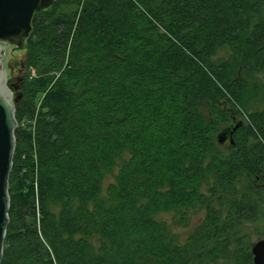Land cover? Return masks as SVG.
<instances>
[{
	"label": "trees",
	"instance_id": "16d2710c",
	"mask_svg": "<svg viewBox=\"0 0 264 264\" xmlns=\"http://www.w3.org/2000/svg\"><path fill=\"white\" fill-rule=\"evenodd\" d=\"M25 45L1 264H253L264 0H53Z\"/></svg>",
	"mask_w": 264,
	"mask_h": 264
},
{
	"label": "water",
	"instance_id": "95a60500",
	"mask_svg": "<svg viewBox=\"0 0 264 264\" xmlns=\"http://www.w3.org/2000/svg\"><path fill=\"white\" fill-rule=\"evenodd\" d=\"M53 0H0V264L9 224V177L15 151L16 101L18 86L23 76L24 42L32 30V20L37 12L48 8ZM7 81L12 87L7 86ZM242 126L233 119L217 135L220 145L234 144V134ZM253 264H264V240L251 246Z\"/></svg>",
	"mask_w": 264,
	"mask_h": 264
},
{
	"label": "rangeland",
	"instance_id": "374dc122",
	"mask_svg": "<svg viewBox=\"0 0 264 264\" xmlns=\"http://www.w3.org/2000/svg\"><path fill=\"white\" fill-rule=\"evenodd\" d=\"M25 54H26V45H25V42H24V53H23V58L25 57ZM23 67H24V62H23ZM29 73V71H27V69L24 67V71H23V76H22V79H23V77H25L27 74ZM32 73V72H31ZM20 87H21V83H20V85L18 86V93H19V95H20V100H19V102L20 101H24V100H26L25 98H23V95H22V93H21V91L19 90L20 89ZM236 117H237V120L238 121H243L244 123H246L247 121H248V119H247V117L246 116H244V115H242V114H240V115H236ZM18 127H20V125L17 123V127H16V130L18 129ZM15 130V131H16ZM226 144H228V143H226ZM163 220H165V221H170V218H171V216H168V215H163ZM255 228H254V226L252 225V227H250V232L252 233V241H251V243L253 244V243H255L256 241H258V240H264V237H261V236H255L254 234H255Z\"/></svg>",
	"mask_w": 264,
	"mask_h": 264
},
{
	"label": "flooded vegetation",
	"instance_id": "af4514ba",
	"mask_svg": "<svg viewBox=\"0 0 264 264\" xmlns=\"http://www.w3.org/2000/svg\"><path fill=\"white\" fill-rule=\"evenodd\" d=\"M22 80H23V79H22ZM22 80H21V82H22ZM7 86L9 87V89H10V88H14V87H12L11 83H9V81H7Z\"/></svg>",
	"mask_w": 264,
	"mask_h": 264
}]
</instances>
